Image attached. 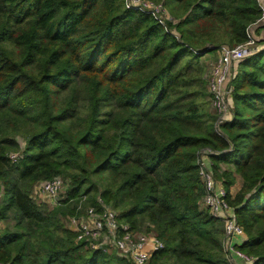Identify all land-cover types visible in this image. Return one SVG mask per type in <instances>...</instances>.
Masks as SVG:
<instances>
[{
	"label": "trees",
	"instance_id": "16d2710c",
	"mask_svg": "<svg viewBox=\"0 0 264 264\" xmlns=\"http://www.w3.org/2000/svg\"><path fill=\"white\" fill-rule=\"evenodd\" d=\"M150 1L163 17L127 0H0V220L14 221L0 230V264H131L65 226L82 196L157 235L148 264H230L222 223L202 206L204 148L244 228L237 246L264 264L259 3ZM249 41L218 132L201 57ZM55 176L59 204L38 201L35 185Z\"/></svg>",
	"mask_w": 264,
	"mask_h": 264
},
{
	"label": "built area",
	"instance_id": "2783aa9c",
	"mask_svg": "<svg viewBox=\"0 0 264 264\" xmlns=\"http://www.w3.org/2000/svg\"><path fill=\"white\" fill-rule=\"evenodd\" d=\"M260 6V19L264 21V0H257ZM128 4L144 10H149L163 17L165 10L162 3L150 0H127ZM168 17V16H167ZM249 42L238 44L232 48L218 50V57L211 66L207 77V88L210 93L211 108L216 113L215 128L220 131V125L233 118V100L231 97V70L233 66L257 49H250ZM216 154L209 148L198 153V175L203 184L202 206L222 223L223 248L230 264H253L254 257L241 250L237 244L245 237L243 226L237 222L235 207L226 200L224 186L216 180L212 171L211 155ZM14 160L16 154H11ZM0 183V195H1ZM64 181L60 176L43 180L35 185V192L50 205L59 204L62 198ZM97 210L85 202L82 196L76 203V215L67 217L68 226L76 232V240H86L90 247L107 246L125 256L132 264H148L152 254L163 248V242L156 234L132 229L129 224L118 219L117 212L104 206ZM75 204V203H74Z\"/></svg>",
	"mask_w": 264,
	"mask_h": 264
},
{
	"label": "rangeland",
	"instance_id": "374dc122",
	"mask_svg": "<svg viewBox=\"0 0 264 264\" xmlns=\"http://www.w3.org/2000/svg\"><path fill=\"white\" fill-rule=\"evenodd\" d=\"M218 55H217V51L211 50L208 54H205L204 56L201 57L202 62L205 64V67L207 66L208 68H211V66L213 65V63L216 61ZM20 141H22L20 139ZM63 192L61 193V195H63L64 193V188L62 190ZM39 192H35V187H34V192L33 195L35 196V198L38 201H42L43 199H41V196L38 194ZM12 215V214H11ZM63 223L65 224V226H68V220L67 218H63ZM14 224V221L12 219H7V220H0V230L4 227H10L12 228V225ZM143 231H148L145 226L142 228ZM153 233V232H152ZM155 234V233H154ZM226 256V255H225ZM227 258V256H226ZM132 264V263H131Z\"/></svg>",
	"mask_w": 264,
	"mask_h": 264
},
{
	"label": "crops",
	"instance_id": "0c3cea01",
	"mask_svg": "<svg viewBox=\"0 0 264 264\" xmlns=\"http://www.w3.org/2000/svg\"><path fill=\"white\" fill-rule=\"evenodd\" d=\"M217 54H218V52H217ZM239 186H240V179L238 178L236 186H234V188H232V192H235L239 188ZM42 201H44V200H42ZM67 227H69V226H67ZM238 264H244V263L242 261H239Z\"/></svg>",
	"mask_w": 264,
	"mask_h": 264
}]
</instances>
